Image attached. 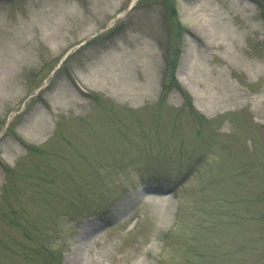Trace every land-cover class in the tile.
I'll return each mask as SVG.
<instances>
[{
    "label": "rangeland",
    "instance_id": "obj_1",
    "mask_svg": "<svg viewBox=\"0 0 264 264\" xmlns=\"http://www.w3.org/2000/svg\"><path fill=\"white\" fill-rule=\"evenodd\" d=\"M166 1L0 0V264H264V3Z\"/></svg>",
    "mask_w": 264,
    "mask_h": 264
},
{
    "label": "bare ground",
    "instance_id": "obj_2",
    "mask_svg": "<svg viewBox=\"0 0 264 264\" xmlns=\"http://www.w3.org/2000/svg\"><path fill=\"white\" fill-rule=\"evenodd\" d=\"M201 6L202 5H200V4H197V5H195V10H197L198 9V7H200L201 8ZM215 14V13H214ZM224 18H223V15H221V12L219 11L218 13H217V16H216V20L217 21H222ZM208 25V29H210V31H215V28H213L214 27V25H212V26H210V24L208 23L207 24ZM139 56H144V52H139ZM121 57H123V58H125V59H128V56H127V54H125V55H122ZM113 60H115V57L114 56H112L111 57V61L113 62ZM110 71L112 72V71H114L115 72V70L116 69H119V67L117 66V65H115L114 66V64H111L110 65ZM120 71H122L123 69H119ZM123 72V71H122ZM114 83H115V81H114ZM223 87L225 88V87H230V84L229 83H226V82H223ZM118 88H119V86H117ZM118 88H115V90H114V93L115 94H117L118 95ZM233 95H231V94H229V95H227L226 97H224V98H222V101H227V102H233L234 100H235V98L234 97H232Z\"/></svg>",
    "mask_w": 264,
    "mask_h": 264
}]
</instances>
